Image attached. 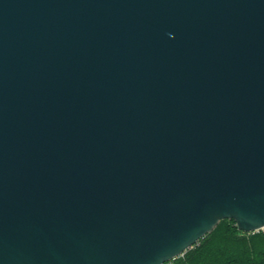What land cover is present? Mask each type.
Wrapping results in <instances>:
<instances>
[{
	"label": "water",
	"instance_id": "1",
	"mask_svg": "<svg viewBox=\"0 0 264 264\" xmlns=\"http://www.w3.org/2000/svg\"><path fill=\"white\" fill-rule=\"evenodd\" d=\"M264 227V0H0V264H166Z\"/></svg>",
	"mask_w": 264,
	"mask_h": 264
},
{
	"label": "trees",
	"instance_id": "2",
	"mask_svg": "<svg viewBox=\"0 0 264 264\" xmlns=\"http://www.w3.org/2000/svg\"><path fill=\"white\" fill-rule=\"evenodd\" d=\"M166 264H264V233L241 232L234 220H222L183 256Z\"/></svg>",
	"mask_w": 264,
	"mask_h": 264
},
{
	"label": "built area",
	"instance_id": "3",
	"mask_svg": "<svg viewBox=\"0 0 264 264\" xmlns=\"http://www.w3.org/2000/svg\"><path fill=\"white\" fill-rule=\"evenodd\" d=\"M255 233H264V227L260 230L255 231V232H251L250 234H255Z\"/></svg>",
	"mask_w": 264,
	"mask_h": 264
}]
</instances>
